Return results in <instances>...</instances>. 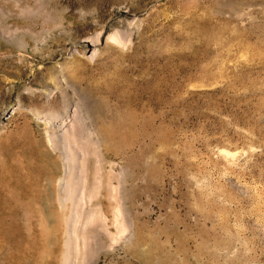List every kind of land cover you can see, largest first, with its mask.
Wrapping results in <instances>:
<instances>
[{
  "label": "rangeland",
  "instance_id": "obj_1",
  "mask_svg": "<svg viewBox=\"0 0 264 264\" xmlns=\"http://www.w3.org/2000/svg\"><path fill=\"white\" fill-rule=\"evenodd\" d=\"M52 259L264 264V0H0V264Z\"/></svg>",
  "mask_w": 264,
  "mask_h": 264
},
{
  "label": "bare ground",
  "instance_id": "obj_2",
  "mask_svg": "<svg viewBox=\"0 0 264 264\" xmlns=\"http://www.w3.org/2000/svg\"><path fill=\"white\" fill-rule=\"evenodd\" d=\"M17 185V184H16ZM16 187V186H14ZM22 188V187H21ZM29 188V187H28ZM35 188V187H34ZM13 189V188H12ZM15 189V188H14ZM13 189V190H14ZM24 189V187H23ZM25 190V189H24ZM14 192V191H13ZM23 192V191H22ZM21 192V193H22ZM29 194V193H28ZM22 196V195H21ZM30 198V201L27 203L26 205V211H28L30 214H35L36 210L34 209V205H33V202L37 201L39 199V195H34L32 197V200H31V196L29 197ZM37 213V212H36ZM32 216V215H31ZM30 216V217H31ZM26 237V235H25ZM27 238H28V245L34 249V256H36L37 258H41V254L43 251H45L47 249V243L46 241L48 242L50 239H52V236L51 234H48L46 232H41L39 235L37 236H28L27 235ZM40 243V245L38 244ZM38 249V250H35ZM42 249V250H40ZM55 260L52 259L51 260V263L50 264H55Z\"/></svg>",
  "mask_w": 264,
  "mask_h": 264
}]
</instances>
